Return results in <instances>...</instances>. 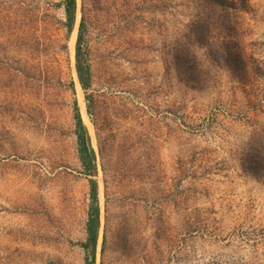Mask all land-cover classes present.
<instances>
[{
	"label": "rangeland",
	"instance_id": "obj_1",
	"mask_svg": "<svg viewBox=\"0 0 264 264\" xmlns=\"http://www.w3.org/2000/svg\"><path fill=\"white\" fill-rule=\"evenodd\" d=\"M0 264H264V0H0Z\"/></svg>",
	"mask_w": 264,
	"mask_h": 264
},
{
	"label": "trees",
	"instance_id": "obj_2",
	"mask_svg": "<svg viewBox=\"0 0 264 264\" xmlns=\"http://www.w3.org/2000/svg\"><path fill=\"white\" fill-rule=\"evenodd\" d=\"M78 7V0H65V8L67 17L70 23L74 21L76 11ZM84 23L81 22L80 28L82 30ZM81 33L78 37L77 43V72L79 76L80 83L84 89H87L90 81V67L88 64H85L83 59H81ZM91 108L88 106V111ZM76 118L77 124L79 127L78 138H79V155L84 165L85 169L88 171L96 170V154L95 150L92 148L90 143V136L87 128L83 123V119L80 113L79 108L76 103ZM97 181L91 179V196L93 200V204L91 207V211L89 213V219L87 223V241L83 244V246L87 249H91L92 258L95 259L96 248L98 245L99 237H100V227H101V219H100V209L97 202Z\"/></svg>",
	"mask_w": 264,
	"mask_h": 264
},
{
	"label": "bare ground",
	"instance_id": "obj_3",
	"mask_svg": "<svg viewBox=\"0 0 264 264\" xmlns=\"http://www.w3.org/2000/svg\"><path fill=\"white\" fill-rule=\"evenodd\" d=\"M71 48L73 51H75V43H74V39L72 40V43H71ZM21 70L24 71L25 74H28V72L26 70L23 69V67L21 66ZM23 74V73H22ZM9 82V81H8ZM82 97V96H81ZM84 112H86L85 108H84Z\"/></svg>",
	"mask_w": 264,
	"mask_h": 264
}]
</instances>
